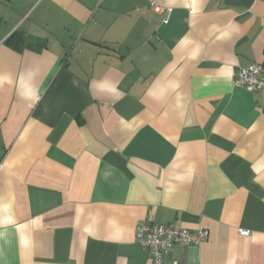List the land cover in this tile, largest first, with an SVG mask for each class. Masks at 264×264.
Masks as SVG:
<instances>
[{"label": "crops", "instance_id": "1", "mask_svg": "<svg viewBox=\"0 0 264 264\" xmlns=\"http://www.w3.org/2000/svg\"><path fill=\"white\" fill-rule=\"evenodd\" d=\"M154 1L0 0V264H264V0Z\"/></svg>", "mask_w": 264, "mask_h": 264}, {"label": "built area", "instance_id": "2", "mask_svg": "<svg viewBox=\"0 0 264 264\" xmlns=\"http://www.w3.org/2000/svg\"><path fill=\"white\" fill-rule=\"evenodd\" d=\"M151 9L157 13H165L167 22L171 12L170 8H165L154 0H150ZM235 87L243 88L250 92L264 91V66L252 64L248 67H238L233 80ZM248 234L247 231H241ZM208 230L199 228L188 230L154 223L149 220L144 221L136 229V239L146 250L150 259V264H175L165 260L168 251L175 244L199 245L208 238Z\"/></svg>", "mask_w": 264, "mask_h": 264}, {"label": "trees", "instance_id": "3", "mask_svg": "<svg viewBox=\"0 0 264 264\" xmlns=\"http://www.w3.org/2000/svg\"><path fill=\"white\" fill-rule=\"evenodd\" d=\"M24 42V36L20 32H14L6 41L9 46H12L16 50H20Z\"/></svg>", "mask_w": 264, "mask_h": 264}]
</instances>
